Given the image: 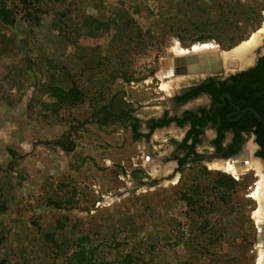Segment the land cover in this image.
Masks as SVG:
<instances>
[{
  "label": "rangeland",
  "instance_id": "rangeland-1",
  "mask_svg": "<svg viewBox=\"0 0 264 264\" xmlns=\"http://www.w3.org/2000/svg\"><path fill=\"white\" fill-rule=\"evenodd\" d=\"M7 2L16 5V22L0 28V191L7 206L0 213V234L6 235L0 261L50 264L52 258L38 249L42 235L37 238L32 220L44 232L68 214L61 236L76 240L90 234L91 245L99 246L96 255L112 264H121L126 253L134 258L132 264H258L264 244L254 190L264 181V163L252 151L251 169L236 177L225 171L228 182L211 186L217 172H224L215 166L220 162L193 161L172 174L167 152L154 149L156 155L144 160L147 145L134 143L128 128L111 125L116 130L108 133L90 120L110 92L119 90L126 91L139 118L160 111V101L184 77L169 79L162 72L161 62L174 56L176 44L184 51L208 44L229 53L258 33L255 49L245 53L249 61L236 66L230 65L236 56L224 58L222 73L251 65L254 55L264 53V0H51L37 21L25 16L19 0ZM186 8L193 15L190 22L182 15ZM88 16L101 27L111 21L109 30L88 33L81 27L77 36V25ZM218 16L222 29L214 25ZM126 19L133 21L119 33ZM210 29L216 37L195 40ZM72 81L84 90V101L52 113V87H68ZM162 83L168 88L163 90ZM80 123L72 132V152L45 143L63 140ZM163 133L149 141L156 144L170 135ZM10 149L18 158L12 160ZM10 161L16 162L13 171L7 169ZM204 167L211 173L204 174ZM136 169L140 181L133 177ZM194 182L203 187L207 203L215 204L203 218L188 217L191 210L181 197ZM73 189L77 200L70 210L47 204L50 197L71 196ZM119 192L121 197L114 196ZM72 223L80 228L73 229Z\"/></svg>",
  "mask_w": 264,
  "mask_h": 264
},
{
  "label": "trees",
  "instance_id": "trees-1",
  "mask_svg": "<svg viewBox=\"0 0 264 264\" xmlns=\"http://www.w3.org/2000/svg\"><path fill=\"white\" fill-rule=\"evenodd\" d=\"M21 7L24 11L25 16L30 20L34 19V21H37L40 19V15L42 13H46L49 9H47L44 4L48 6L47 2H51V0H19ZM16 5L10 6L7 2V0H0V28H6L8 26L13 25L16 22ZM185 19L188 20V22L192 19V14H190L189 8H186L183 10V14ZM127 20V19H126ZM128 23L126 25H121L117 28L119 33H124L126 28L131 25V22L133 19H128ZM131 21V22H130ZM58 22V21H57ZM130 22V23H129ZM201 23H206L203 20ZM60 27L59 24L55 23ZM224 22L221 19V16H218L217 21L214 23L215 27L217 29H222V25ZM111 26V21H107V24L104 27H101V23L97 22L96 18H93L91 16H88L86 19L82 21L81 24H78L77 29V36L81 33V27L88 28V33H91V31H100L98 29L101 28V30H109ZM129 28V27H128ZM127 28V30H128ZM83 30V29H82ZM66 34V32H65ZM124 35V34H122ZM220 35V34H219ZM216 37V34L210 31H206V33L199 34L195 40L198 41H204L211 38ZM234 38L230 37V41L233 42ZM234 45V44H233ZM232 46V45H231ZM230 46V47H231ZM242 79L240 82V86H237V84H232L230 86H225L224 82H221L222 88L220 90L226 89L228 90L233 96L237 103L240 104V106L246 107L248 104H253L254 107L259 111V113L264 117V56L261 57L257 65L252 68L251 70L247 72L241 73ZM200 88L197 90H192L189 95H194L197 91H199ZM202 89L211 91L214 96L217 97L219 94V89L215 88L213 81H209V83H206L205 85H202ZM125 90H119L116 92H110V95L108 96V100L106 102H103L101 105L97 107V109H94L93 116L96 118L91 119L90 121L94 124L98 125L102 129H106V132H114L116 129L111 127L118 126L120 127H131V137L133 139H138L140 136L144 135V133L140 132L138 128L141 126V119L137 116H135V107L134 103L127 100L125 98ZM51 95L55 98L56 102L49 103L48 107L51 110L52 113H57L62 105L65 104L66 107H75L78 104L82 103L85 98V92L84 90L78 85V83L73 82L68 87L61 86V85H54L51 89ZM240 96L242 97L240 101ZM246 113H248L255 123L256 129V135H257V141L261 145L262 149L259 153L262 154L264 157V122L259 120L257 116L250 110H248ZM170 120H164V122L161 123H152L151 130L157 126L162 125L163 123H167ZM81 125V123H80ZM83 125V124H82ZM79 125H72L71 130L67 132L64 135V139H58V140H51L46 141L45 143L48 145H51L53 147H60L65 151L72 152L75 147V140L73 138L72 132L75 131L76 126L82 127ZM193 125L195 126V123L193 121ZM199 132V129L194 128L193 129V135L196 137L197 133ZM150 134H145L148 136ZM222 135V132H221ZM9 152L12 155V160L18 158L16 153L13 150H9ZM190 152H193V149L190 148ZM186 156H184L180 161L181 164L185 161ZM15 161H10L7 165V169L9 171L15 170ZM118 171L121 169V165L117 164ZM141 170H134L133 171V177L138 181L141 180ZM202 172L204 174H210L211 171L207 170L206 167L202 169ZM230 179L229 174L225 172H217V175H215L211 179V186H221V184H225ZM60 187V186H59ZM224 193V192H223ZM181 197L186 201V203L189 205V208L191 210L190 213H188V217H192L193 214H195L198 218H203L205 214L208 213L210 208H214L215 204L213 205V200H210L209 203H207V200L204 195V189L203 187L198 183L194 182L186 188L184 191L181 192ZM227 198V196H224ZM77 200V191L75 189L71 190V196L67 197L64 196H56V197H50L47 200V204L53 206L57 209H64L66 211L70 210L72 205ZM206 200V202H204ZM204 203V205H203ZM207 204V208L205 209V206ZM212 206V207H211ZM7 206L5 203L4 195L0 191V213H3L6 210ZM202 209V211L200 210ZM216 210L212 209V212H215ZM193 212V213H192ZM34 225L39 230V235L37 238H39L40 235H42V239L39 240V250H43L46 255L52 260L50 264H112L110 260H107L106 256L102 254V256L99 258L96 254L98 253V247L91 245V236L88 233L81 234L76 240L70 239V238H63L61 236V231L65 229L66 225L70 221V217L68 214H63L60 218L56 220V223L53 227L49 228L48 230H45L44 232H41V227L39 225V222L37 219L32 220ZM76 223V222H74ZM72 223L73 229H78L80 226L75 225ZM60 234V235H59ZM5 234H0V241L5 239ZM121 243H117V248L121 247ZM104 248H101L100 252H103ZM99 254V253H98ZM132 256L129 253H126L124 257L119 259V263L121 264H132L133 263ZM37 260V256L35 258V262ZM6 260L3 258L0 261V264H5ZM25 264H28V262H23ZM38 264H46L45 260L39 261Z\"/></svg>",
  "mask_w": 264,
  "mask_h": 264
},
{
  "label": "flooded vegetation",
  "instance_id": "flooded-vegetation-1",
  "mask_svg": "<svg viewBox=\"0 0 264 264\" xmlns=\"http://www.w3.org/2000/svg\"><path fill=\"white\" fill-rule=\"evenodd\" d=\"M263 56L264 53L257 55V59L251 65L239 66L233 72L223 74L222 69L218 73L186 75L178 80V86L174 84L173 87H170L172 94H166L168 98L160 101L161 110L157 111L155 115H148L144 119L140 118L142 121L138 130L144 135L138 139L131 137L134 143L143 141L147 145L148 151L144 155V160H149L152 155L160 154V151L165 155L169 154L168 160L173 161L170 167L172 174L181 173L185 165L193 161L212 160L223 163L240 159V163L242 162L245 165V160H250L251 151L253 157L264 163V157L259 153L262 147L257 141L255 123L252 117L246 113L254 105L248 104L242 108L228 90H220L222 88L221 82H224L225 86L232 84L240 86L241 73L254 68ZM209 81H213L215 88L219 89L217 97L211 91L202 89V85L209 83ZM198 88H200L199 91L194 95H189L192 90ZM241 98L240 96V101ZM135 116L139 117L138 114H135ZM164 120L170 121L157 125L151 130L152 123L158 124L164 122ZM127 128L131 136V127L128 126ZM170 128L176 129V134L174 132L170 134ZM194 128L199 129L196 137L193 135ZM149 132L150 134L146 136L145 134ZM156 132L159 134L164 132L170 135L166 138L157 139L155 144L149 141V138ZM190 148L193 149V152H190ZM154 149L157 150L156 154H154ZM184 156H186V159L181 164L180 160ZM220 169L226 171L223 168ZM220 169H217V171H221Z\"/></svg>",
  "mask_w": 264,
  "mask_h": 264
},
{
  "label": "bare ground",
  "instance_id": "bare-ground-1",
  "mask_svg": "<svg viewBox=\"0 0 264 264\" xmlns=\"http://www.w3.org/2000/svg\"><path fill=\"white\" fill-rule=\"evenodd\" d=\"M257 36H258V33L254 34L252 37L249 38V40H247L246 42L242 43L237 48H235V50L233 49L229 53L221 51L220 54H221L222 60L224 58L227 60V57L236 56L239 59L241 58V60H238L236 58V59L233 60V64H231V65H236V62L239 63V61H240L239 65L246 64V62L249 61V58L245 59V53H247V51H250L251 49H253L256 46L255 42L257 43V41H258L257 40ZM215 47L212 46V45L208 46V44H204L200 48H192L190 50L193 51V52H196V53H198V52L200 53L202 51H213V50H215ZM190 50H185L184 51V49L182 47H180L178 44H176V46L173 47V50H172V53H171L174 56H170V57L174 58L175 56H180V55L187 54V52H190ZM162 69H163V71H162L163 75L165 77H166V75L167 76H173L174 75L173 64L171 63V67H170L167 64L166 60L163 62ZM161 87H162L163 90H165V89L168 88V84L167 83H162ZM240 161H241L240 159H237V160H235L233 162L232 161H227V162H223V163L221 162V163H217V165H215V166L218 167V168H223L227 172H230V173L234 174L235 176H238L239 174L244 172V170L251 169V164H254L249 159L245 160V165H243L242 162L240 163ZM256 168H257L258 172H261L260 168H259V166L257 164H256ZM254 196L259 201L258 203H260V206L258 207V209L256 211H254V213H255L256 218L258 219L257 221L260 224V228L259 229L261 230V232H263L264 231V225H263V223H264V181H263V179L261 180V182H258V185H257L256 189L254 190ZM260 255H261V257H260V260H259L258 264H264V249L263 248L261 249Z\"/></svg>",
  "mask_w": 264,
  "mask_h": 264
},
{
  "label": "water",
  "instance_id": "water-1",
  "mask_svg": "<svg viewBox=\"0 0 264 264\" xmlns=\"http://www.w3.org/2000/svg\"><path fill=\"white\" fill-rule=\"evenodd\" d=\"M221 51L222 50L217 46L213 51H202L200 53H196L190 50V52H187V54L175 56L174 58H171L168 55L167 58H164L162 60L161 64L163 65V61L166 60L167 64L171 67L172 63L174 68L173 76H175V74L176 76H195L210 73H218L221 72L223 69V60L220 54ZM252 59L253 61H255L257 59V55H254ZM239 63L237 64L239 65ZM249 109L255 113L259 120L264 122V117L258 112L256 108L251 107ZM114 196L121 197L122 193L119 192ZM258 235L264 244V231L261 232V230L259 229Z\"/></svg>",
  "mask_w": 264,
  "mask_h": 264
}]
</instances>
